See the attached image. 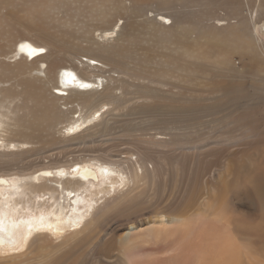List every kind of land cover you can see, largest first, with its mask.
Segmentation results:
<instances>
[{"label":"bare ground","instance_id":"1","mask_svg":"<svg viewBox=\"0 0 264 264\" xmlns=\"http://www.w3.org/2000/svg\"><path fill=\"white\" fill-rule=\"evenodd\" d=\"M128 1L120 26L76 29L60 21L50 25L54 40L30 23L51 19V9L37 3L14 25L8 48L0 47V160L47 154L52 147L99 148L117 140L134 113L158 126L140 141L122 135L113 150L114 144L15 170V161L1 165L0 264H49L51 250L96 232L103 208L164 198L167 215L157 213L122 233L118 242L131 246L122 264H264V49L258 36L264 38V20L241 36L224 31L227 15L221 13L194 38L180 25L171 36L173 21L159 14L162 7L156 18L145 17L151 2ZM137 18L150 24L147 43L144 36L124 35ZM93 32L100 41L88 40ZM229 43L249 60L240 70L227 58ZM122 53L135 55L132 65ZM100 54L114 59L115 70L105 68ZM79 57L85 60L77 65ZM39 65L45 66L42 78L33 75ZM70 67L82 90H58V71ZM201 86L205 90H197ZM18 97L21 104L14 103ZM206 112L208 120L190 125ZM85 161L97 162L99 178L83 165L67 176L66 166ZM199 186L208 195L196 200ZM110 234L101 241H115Z\"/></svg>","mask_w":264,"mask_h":264},{"label":"rangeland","instance_id":"2","mask_svg":"<svg viewBox=\"0 0 264 264\" xmlns=\"http://www.w3.org/2000/svg\"><path fill=\"white\" fill-rule=\"evenodd\" d=\"M3 4L0 5V47H4L5 49L9 46V40L11 35H14L15 32V24L16 22H21L24 20L25 15L32 9V7L36 6L37 3H41L45 5L47 9H51L50 15L51 19H49V24L46 22H30L32 25L37 26L38 30H41L42 33L48 36L49 40H54V37L50 35V25H59L61 21L64 23V26H68L69 28L81 29L84 27H94L95 30L104 28H110L115 25L120 26L122 21H118V19L122 16L124 18H128L129 15V5L130 2L128 0H0ZM151 2V5L145 9L147 16H152L156 18L155 12L156 7H162V11L160 15L166 16V18H172L173 25L167 29V33L171 32V36H175L179 33V30H176V25H180L184 32L188 31V37H195V33L204 30L206 28V20L209 22L216 18V14H226L227 15V29L225 32H230L232 34L248 36L249 34H253L254 30L257 28L259 24H261L264 20V0H146ZM248 1V2H247ZM157 12V13H158ZM224 18V17H223ZM214 19V20H216ZM121 20H123L121 18ZM251 25V29L246 31V25ZM60 25V26H61ZM213 26V31L219 30V28L215 29V23ZM136 28V29H135ZM149 30L150 32V24L149 22H145L144 18H137L134 21L133 27L126 31L124 35L133 38L138 36H144V43L149 42L148 36L145 34ZM103 31L101 34L103 37H109V35H104ZM96 32H93V35H88V40L92 38L94 40H99L96 37ZM260 38V46L264 49V38L262 34L259 32L258 34ZM232 40V38H228ZM34 41V40H33ZM100 41V40H99ZM35 42V41H34ZM26 44L30 47L37 48L33 42H27ZM36 43V42H35ZM84 46V44H83ZM146 46V45H144ZM46 48V49H45ZM45 52L47 47H45ZM113 51L121 52V50L112 45ZM44 52V53H45ZM240 53V52H239ZM236 54V50L232 48V45L229 43L227 45V58L236 66L238 70L242 68L244 64L249 62L248 59H243L240 55ZM123 54V53H122ZM85 55V54H83ZM127 57L124 59V63L128 62L129 65H132L134 54L127 55L123 54ZM102 57L101 61L105 62L107 65L105 68L115 70L113 64L114 59L105 54H100ZM256 56V54H255ZM254 56V57H255ZM252 57V59L254 58ZM85 60L82 57H79V60H73L75 64L79 65V61ZM12 61V60H10ZM45 66L39 65V71L34 72L33 75H37L39 77H43V71ZM124 70V68L120 69ZM119 70V71H120ZM60 71V70H59ZM58 71V72H59ZM114 77L117 75L123 76V74L112 73ZM58 82V81H57ZM157 86L167 88L164 85H158V83H154ZM10 83H6L5 86H9ZM123 87H128L126 85L121 84ZM56 90V89H55ZM54 90V91H55ZM86 90H91L88 88ZM197 90L203 91L205 90L203 86L198 87ZM53 91V92H54ZM68 92V91H66ZM62 93V92H61ZM65 94V93H64ZM14 103L21 104L22 97H18L14 100ZM13 107V104L10 106ZM62 109V107H61ZM75 109L78 111L79 116V108L75 106ZM127 112L130 111V107L127 108ZM84 112H82L83 115ZM197 121L190 123H199L208 120L209 113H196ZM170 115H167L169 118ZM221 114H218L216 117H220ZM98 118V117H97ZM130 120L127 121L128 125L126 128L117 136H120L117 140L111 141L109 143H103L98 146H80L76 148H68L63 150H57L53 147L50 148L47 154H34L31 157H27L25 159H1L0 166L5 164V162H14V166L12 169L19 168H27L31 165L40 166L50 165L51 162L55 159L66 160L70 159L72 154H88L89 151H107L109 146L114 144V148L119 143L121 139H123L122 135L134 136L136 140L140 141L142 138V134L148 133L151 131L153 127L151 126L149 118L147 115L134 113L131 114ZM97 120V119H96ZM96 121H91V123H86L81 126L82 129L90 126ZM133 123H138L137 127H129ZM62 125H59L61 127ZM164 127H175V125H164ZM225 129V124L219 126ZM162 132H167L165 129H160ZM97 149V150H93ZM123 157H128L129 155H122ZM92 163V166H90ZM94 163L97 164L96 161L83 162L79 165H68L64 170L68 175H72V169L77 168L80 165H83L86 170H90L97 175V178L100 177V174L96 172V168H94ZM73 166V167H72ZM226 168V164L223 165L222 169ZM40 168H31L30 172L36 171ZM13 177V176H12ZM156 187V185H154ZM157 188V187H156ZM59 191L61 189L59 188ZM149 194V193H148ZM208 193L204 189V187L199 186V192L197 194L196 200L207 196ZM170 198V197H169ZM167 201L164 199L161 200H153L148 203L147 201H139L134 205H130L125 200L121 203L117 204L115 208L110 209L111 206L107 208H103V216L101 217V223L98 226L96 232L93 234L85 233L84 236L76 238L72 241L69 247L65 249H54L51 250L49 254L48 263L49 264H122L120 259L122 258V253H126L130 250L131 246L124 245L119 243L118 240L122 239V233L129 229L134 223L138 221H142L145 219L156 218L155 214L160 213L161 215H167L164 210L165 204ZM245 216L241 214V218ZM106 233H112L110 235H115L116 240L110 242L109 244L103 243L102 238ZM35 264V263H34Z\"/></svg>","mask_w":264,"mask_h":264},{"label":"water","instance_id":"3","mask_svg":"<svg viewBox=\"0 0 264 264\" xmlns=\"http://www.w3.org/2000/svg\"><path fill=\"white\" fill-rule=\"evenodd\" d=\"M262 32H263V34H264V26L262 27Z\"/></svg>","mask_w":264,"mask_h":264}]
</instances>
